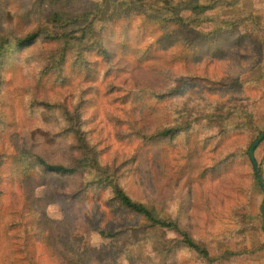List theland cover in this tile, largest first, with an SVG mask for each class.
Wrapping results in <instances>:
<instances>
[{
	"label": "trees",
	"instance_id": "trees-1",
	"mask_svg": "<svg viewBox=\"0 0 264 264\" xmlns=\"http://www.w3.org/2000/svg\"><path fill=\"white\" fill-rule=\"evenodd\" d=\"M147 1L0 0V254L12 260L2 264H102L97 239L131 240L147 225L180 235L163 264L224 258L156 217L129 191L128 172L198 166L186 211L204 206L193 201L198 186L235 175L259 186L249 148L264 130L246 106L264 103L254 78L264 20L208 17L242 0ZM221 62L233 71H214Z\"/></svg>",
	"mask_w": 264,
	"mask_h": 264
},
{
	"label": "rangeland",
	"instance_id": "rangeland-1",
	"mask_svg": "<svg viewBox=\"0 0 264 264\" xmlns=\"http://www.w3.org/2000/svg\"><path fill=\"white\" fill-rule=\"evenodd\" d=\"M200 1L206 2L207 0ZM110 2L112 5L114 4V0H110ZM147 3L159 5L157 0H148ZM104 8L108 11L107 2ZM209 12L208 17L213 21L226 20L228 22L231 19L250 14L264 20V3L260 0H242L231 9H213ZM245 26L242 31L249 32L250 24L247 22ZM5 30L6 24L0 18V31L4 32ZM242 66L246 65L243 63ZM213 70L216 72L233 71V64L232 62H221L215 64ZM137 77L147 78L141 72L137 73ZM254 78L263 88L264 63L255 71ZM246 109L254 111L258 127L264 130V103H258L257 108L247 105ZM45 148L49 153L57 154L51 146ZM256 159V162L262 161L261 176L264 180V152L260 153V150H257ZM133 163L132 160L124 162L126 168L132 167ZM197 168L198 166L188 168L184 160L182 165L168 164L163 167H154L149 173L143 172L140 179L136 180L131 177L129 171L127 185L131 193L144 199L156 217L167 221L176 220L179 225L186 226L195 241L208 249L213 257L221 255L224 257L214 264H264V247L261 245L264 243V235L259 231V226L262 224L260 206L263 193L254 178L249 177V180L246 181L239 175H235L231 178L220 179L214 185L198 186L192 190L195 192L193 201L199 203L198 200L201 199L204 206L186 211L184 203L191 195L188 194L185 185L192 182L188 177ZM148 175L152 182L148 179ZM176 178H178V183H175ZM232 186L245 187L248 197L242 198L232 190ZM177 208H179V213ZM35 230L36 228L33 227L32 232ZM235 231L239 235L234 234ZM179 239V233L173 230H163L147 225L137 228L133 232L131 240L97 239L96 257L102 264H163L165 247L169 242ZM251 242L259 247L254 254ZM237 249L240 255L231 259L228 253ZM10 261L12 260L6 257L5 253L0 254V264Z\"/></svg>",
	"mask_w": 264,
	"mask_h": 264
},
{
	"label": "water",
	"instance_id": "water-1",
	"mask_svg": "<svg viewBox=\"0 0 264 264\" xmlns=\"http://www.w3.org/2000/svg\"><path fill=\"white\" fill-rule=\"evenodd\" d=\"M264 140V131L259 135V137L252 143V145L249 148V156H250V160L253 164L254 167V173H255V177L257 179V182L262 190L263 193V200L260 206V213H261V217H262V225H263V230H264V180L262 179L261 176V172H260V167L257 164L256 160H255V156H254V152L256 150V148L258 147V145Z\"/></svg>",
	"mask_w": 264,
	"mask_h": 264
}]
</instances>
